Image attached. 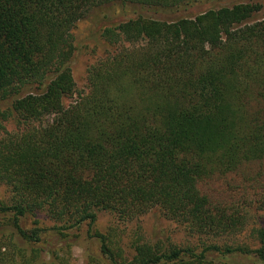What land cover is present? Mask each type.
<instances>
[{
  "label": "trees",
  "instance_id": "1",
  "mask_svg": "<svg viewBox=\"0 0 264 264\" xmlns=\"http://www.w3.org/2000/svg\"><path fill=\"white\" fill-rule=\"evenodd\" d=\"M202 1L220 0H0V109L19 129L0 138V182L10 195L0 214L11 218L1 264L16 263L22 245L31 248L24 263L40 258L32 247L42 242L41 217L53 221L55 236L87 223L107 264H206L212 254L264 263L262 228L255 248L133 242L129 260L93 228L99 210L127 221L153 207L207 237L244 228L243 210L211 206L198 183L264 161L261 4L212 6L172 21L129 17L104 30L128 47L89 67L86 92H77L72 73V29L90 11L116 3L172 11ZM255 203L264 209V187ZM50 258L62 261L57 251Z\"/></svg>",
  "mask_w": 264,
  "mask_h": 264
},
{
  "label": "rangeland",
  "instance_id": "2",
  "mask_svg": "<svg viewBox=\"0 0 264 264\" xmlns=\"http://www.w3.org/2000/svg\"><path fill=\"white\" fill-rule=\"evenodd\" d=\"M239 2H257L262 9L257 17L264 16V0H220L214 5L209 2H198L186 8L178 10L164 11L154 10L141 5H122L120 3L94 9L82 20L76 23L72 29L75 51L71 61L72 73L76 83L78 93L87 91L86 77L88 69L94 63L106 58L109 54L126 44L116 42L114 38H106L104 30L129 17L144 16L158 20L172 21L179 18H193L209 7L219 5H232ZM211 4V5H210ZM76 99V95L73 97ZM71 99L65 101L69 104ZM19 131L18 126L12 119L8 110L0 109V138L13 136ZM264 187V161H254L244 164L236 172L225 175H215L207 180L200 181L198 188L202 194L209 197L211 206L228 208L237 207L243 210L247 219L244 228L231 238L207 237L189 231L182 223L167 218L158 207H153L149 212L134 217L131 220L122 221L118 217L107 211L96 212V222L94 230L111 235L114 247L118 248L119 255L129 260L134 251L133 242H163L173 244L178 247H192L199 252L203 246L208 244H222L226 242H246L250 247H257L255 229H264V209H260L255 200ZM0 201L4 203L10 201L9 191L0 182ZM235 208V209H237ZM11 218L8 214H0V237L4 244L9 240L11 234ZM34 218L28 216L23 219V228H31ZM39 226L45 232L42 233V242L32 248H40V258L33 259L30 263H24L21 255L31 254V248L22 245L21 250H17L16 263L9 261L6 264H51V251H57L55 260L63 264H91L92 259L100 260L107 264L100 256V243L96 238L87 236V223H81L77 228L64 230L65 235H53L54 223L52 220L41 217ZM63 233V234H64ZM4 235L5 237L1 236ZM6 246V245H5ZM5 249L2 250V253ZM1 258V257H0ZM45 261V263H43ZM206 264H264L253 256L226 255L220 256L212 254L207 257ZM1 264V262H0Z\"/></svg>",
  "mask_w": 264,
  "mask_h": 264
}]
</instances>
